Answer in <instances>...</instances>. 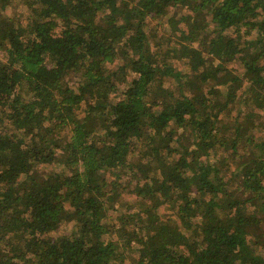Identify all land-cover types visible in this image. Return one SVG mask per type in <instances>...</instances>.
<instances>
[{
  "label": "trees",
  "instance_id": "1",
  "mask_svg": "<svg viewBox=\"0 0 264 264\" xmlns=\"http://www.w3.org/2000/svg\"><path fill=\"white\" fill-rule=\"evenodd\" d=\"M12 1L0 264H264V0Z\"/></svg>",
  "mask_w": 264,
  "mask_h": 264
},
{
  "label": "rangeland",
  "instance_id": "2",
  "mask_svg": "<svg viewBox=\"0 0 264 264\" xmlns=\"http://www.w3.org/2000/svg\"><path fill=\"white\" fill-rule=\"evenodd\" d=\"M4 13L8 16H13L16 19H19L22 23H25L26 21V17L28 15V10L26 8V6L23 3V0H13L12 3H10L4 10ZM165 23V25L161 24V22ZM151 27L152 28H157V30L159 31V34H168V30H170V25H167L166 20H162V21H152L151 22ZM0 59H2V61L5 60V53L0 50ZM233 65H235V67H240L239 63H232ZM175 65L179 68L182 69L183 71H186L185 65H183L180 62H176ZM69 83L71 84H75L77 82L76 77L71 76L68 80ZM236 112V110H234V113ZM264 130V129H263ZM72 224L68 223L66 225H63L60 230L58 231V233H63V234H67L70 232V230L72 229ZM124 264H128V260H126L124 262Z\"/></svg>",
  "mask_w": 264,
  "mask_h": 264
}]
</instances>
